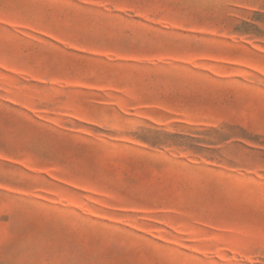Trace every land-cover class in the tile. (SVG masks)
Wrapping results in <instances>:
<instances>
[{
	"label": "rangeland",
	"instance_id": "obj_1",
	"mask_svg": "<svg viewBox=\"0 0 264 264\" xmlns=\"http://www.w3.org/2000/svg\"><path fill=\"white\" fill-rule=\"evenodd\" d=\"M0 264H264V0H0Z\"/></svg>",
	"mask_w": 264,
	"mask_h": 264
}]
</instances>
